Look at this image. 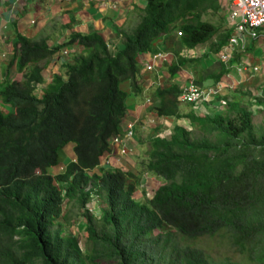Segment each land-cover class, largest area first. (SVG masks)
I'll return each mask as SVG.
<instances>
[{
    "label": "trees",
    "instance_id": "16d2710c",
    "mask_svg": "<svg viewBox=\"0 0 264 264\" xmlns=\"http://www.w3.org/2000/svg\"><path fill=\"white\" fill-rule=\"evenodd\" d=\"M217 2L147 0L137 8L134 30L119 32L123 47L116 51L95 29L73 32L56 46L18 34L14 59L22 79L0 88L2 101L13 107L0 110V264H89L76 238L64 230L70 222L66 199L84 210L94 264H212L204 250L174 241L176 234L219 236L234 254L264 264V127L255 126L253 112L242 102L229 101L226 113L213 116L184 115L179 85L156 89L161 100L156 112L188 117L203 136L176 125L171 136L152 138L139 167L162 184L145 202L134 197L140 176L132 171L87 173L100 164L128 113L121 82L130 80L134 92L141 90L140 53L152 52L159 39L176 30L187 47L207 43L220 27L202 15L218 12ZM227 39L224 32L212 50L218 52ZM68 45L79 50L62 64L65 73L45 81L43 70ZM186 62L172 64L170 74ZM37 83H46L40 96ZM70 142L76 160L54 175L59 150ZM92 179L107 205L102 230L86 207ZM62 182L69 183L65 193ZM60 217L67 223H59ZM165 225L172 229L164 232ZM219 264L240 262L227 255Z\"/></svg>",
    "mask_w": 264,
    "mask_h": 264
},
{
    "label": "crops",
    "instance_id": "0c3cea01",
    "mask_svg": "<svg viewBox=\"0 0 264 264\" xmlns=\"http://www.w3.org/2000/svg\"><path fill=\"white\" fill-rule=\"evenodd\" d=\"M114 1L118 3L117 8L111 6ZM146 3L147 0H41V2L0 0V88L4 82L11 81L12 72L15 73L16 68L18 70L17 60L14 59V49L19 33L34 40L45 38L49 45L56 46L67 41L73 32L88 33L95 29L103 35L111 49L116 51L123 47V36L119 32L129 33L125 27L131 22H136L137 26L139 20L137 8L143 7ZM217 3L220 7L218 12L223 6H228L224 28L229 32L230 38L232 30L229 27V11L233 0H218ZM41 14L45 15L46 21L35 26ZM32 20H34L33 23ZM33 29H36L34 33ZM261 33L263 35L259 38L247 39L242 47L232 50L228 61H224L220 56L228 39L218 52L212 50V47H217L216 43L223 34L221 28L213 39L195 47H187L177 38L173 41L174 35L169 33L159 39L152 52H141L142 70L139 77L142 87L140 92L133 91L130 80H125L120 85L128 93L126 102L128 113L123 118L118 133L125 136L127 125L133 121L136 125V133L139 134L125 138L126 141L121 146L126 147L127 153L123 157L131 161L135 158L134 167L141 168L139 163L142 158L138 154L146 147L145 142L149 137L150 140L156 135L164 137V133H169L168 135L171 136L176 125L193 131L196 128L199 129V125L193 123L188 117H165L156 112V106L161 101L156 95L158 87L167 88L172 84L182 87L190 82H196L205 89L207 94L203 103L198 105L179 103L180 111L184 115L213 116L217 112H225L223 103L228 108L229 101H240L253 112L254 121V113L264 108V100L253 97L255 86L252 85L253 80L258 79L256 73L264 68V27ZM64 49L69 53L64 54ZM78 49L76 45L64 46L52 60L54 63L63 64L65 61L63 58L69 59L75 54L73 51ZM159 52H164L162 58L156 60L153 70H147L145 64L152 59L153 54ZM181 60L187 62L176 74L171 75L169 67L172 64L181 65ZM47 69L49 65L42 72L45 81L52 76L51 71L47 72ZM18 73L19 71H16L13 77L16 78ZM46 73L49 74L48 78L45 77ZM221 73L223 75L218 79ZM260 84H264V76L256 86ZM227 96L231 99L224 101ZM149 100L151 104H148ZM0 109L12 112L13 107L4 103L0 96ZM118 149L117 146L115 151ZM73 157V147L60 151V158L65 162H69ZM122 169L132 171L130 167Z\"/></svg>",
    "mask_w": 264,
    "mask_h": 264
},
{
    "label": "rangeland",
    "instance_id": "374dc122",
    "mask_svg": "<svg viewBox=\"0 0 264 264\" xmlns=\"http://www.w3.org/2000/svg\"><path fill=\"white\" fill-rule=\"evenodd\" d=\"M39 2H41V0H38ZM228 6H223V8L221 9L220 12H212V11H208L205 12L202 15V19L203 20H210L212 22H214L216 25H218L222 32H227V30L224 28L226 25V13L228 11L227 9ZM50 9V8H48ZM49 11V10H48ZM137 17V15H136ZM46 21L45 15L41 14L40 16H38L37 18V23L35 26L41 25L43 22ZM136 22H131L130 25H127L125 27V30H128L130 33L134 30V28L136 27ZM183 22H181L182 25ZM36 29H33V33ZM179 30H176L174 36L172 37L173 41H175V38H177L179 40V36H178V32ZM35 37L39 38L38 35H35ZM79 50V49H78ZM77 51H73V53H76ZM205 53V52H204ZM72 57V56H71ZM70 57V58H71ZM68 59V58H67ZM66 57L63 58V60H67ZM61 60V59H60ZM58 63H54V61L51 59V61L48 63L49 65V69H47V72H49V70L51 71V74H54L53 71L57 72H61V73H65V69L62 67V63L58 64ZM61 65V67H60ZM16 71L17 68H16ZM12 72V75L14 76L16 74ZM256 74H258V79L253 80L252 85L255 86L254 89V96H256L257 98H261L264 100V84H260L259 86H256L257 83L260 81V79L264 76V68H261L260 72L258 71ZM11 77L12 80L16 79V78H21L22 79V73L19 72L15 77ZM49 74H45V77L48 78ZM231 97L227 96L224 101H228L230 100ZM224 105V110L226 113L227 112V106L225 103H223ZM254 123L255 126L257 128H262L264 127V108L262 109H258L255 113H254ZM169 133H164L165 136H169ZM194 136H203V132H201L199 129H194ZM145 150V148H144ZM143 150V151H144ZM143 151H141L139 153V155H141L143 153ZM138 154V152H137ZM136 154V156H137ZM118 159L116 160V166L117 168H132V171L134 173H136L138 176H142V177H147V179H144V183L143 185H139L134 193V197L137 200L143 201L145 202L147 198H151L154 195L155 189L158 187L159 185V181L155 178V176H151V175H146L145 173H142L140 168L134 167L135 165V161L134 159L131 161L130 159H127L125 157H117ZM103 159V157H102ZM131 161V162H130ZM104 166V161L103 164H101ZM116 170V168H115ZM64 212L67 213V215L70 216V222L67 221L60 217L58 219L59 223H67L65 224V232L68 235L74 236L77 240V245L80 247L81 251H82V256L84 257V259L89 263V264H94L90 255H89V251L91 249V242H88L87 240V234H86V220L85 218L82 216L83 213V209L79 206V204L77 202H69L68 200H66L64 202ZM97 227L99 230L103 229V226L101 224V220H97ZM172 227L169 225H165L164 226V232H167L169 230H171ZM174 237V241H176L179 245L182 246H192V247H197L200 248L202 250H204L210 257L211 263L212 264H219L227 255L233 256L235 258V260L239 261L240 264H254L253 262H251L249 260V257L247 254H234L232 249L228 246V244L226 243V241L224 239H222L219 236H202V237H198L197 239H191V238H185L184 236L180 235V234H176ZM101 264H114V262L108 263V262H102Z\"/></svg>",
    "mask_w": 264,
    "mask_h": 264
},
{
    "label": "built area",
    "instance_id": "2783aa9c",
    "mask_svg": "<svg viewBox=\"0 0 264 264\" xmlns=\"http://www.w3.org/2000/svg\"><path fill=\"white\" fill-rule=\"evenodd\" d=\"M111 6L117 8L118 3L114 1ZM229 23L232 33L220 55L224 61H228L232 50L242 47L247 39H257L263 35L261 29L264 27V0H233L229 11ZM177 33L178 36L182 35L181 30ZM67 52L65 50V53ZM163 54L164 52L153 54L152 59L145 64L146 69L153 70L156 60L162 58ZM206 94L200 84L190 82L181 87L179 98L181 102L198 105L204 102Z\"/></svg>",
    "mask_w": 264,
    "mask_h": 264
},
{
    "label": "clouds",
    "instance_id": "9594fccd",
    "mask_svg": "<svg viewBox=\"0 0 264 264\" xmlns=\"http://www.w3.org/2000/svg\"><path fill=\"white\" fill-rule=\"evenodd\" d=\"M27 1H31V0H27ZM65 50L66 49H64V51H63L64 54L69 53L68 50H67L68 52L65 53ZM45 85H46V83H43V84L42 83H37L36 84V93L39 94V96H40V93H41L40 88L45 87ZM178 100H179V103H184V102H181L180 101V98L179 97H178ZM148 104H151L150 103V100H149ZM186 104H188V103H186ZM0 110L3 111V112H5L2 109H0ZM165 117H170V116H165ZM135 127H136L135 122L131 121L127 125V130H126V135L125 136L121 135L118 132L115 133V134H113L109 138V140H108L109 148L102 155L103 159L101 157L100 164L97 167H95L94 169L87 171V173H89V175H92V174H99V175H101L104 169L109 170L111 172H118L120 170H122L124 172L130 171V170H123L122 168H117V166H116V160L118 159L117 157H123L127 153L126 147H122L121 145H123L125 143V141H126L125 138L131 137V136H135L137 134L136 133V130H135ZM138 135L139 134H137L136 136H138ZM145 144H146V147H145V150L143 151V153L141 155L138 154V156L141 157V158L146 157L148 155V152L151 150L152 139L150 140V137H149L148 140H146ZM149 144H150V147H148ZM117 146L119 147V149L115 151V149H117ZM69 147H73V155H74V157L69 162H65V160H63V159L60 158V151L61 150H64V149L66 150ZM75 160H76V156H75V152H74V143L70 142L65 147H63V148H61L59 150V165L52 167L51 168V172L54 175H56L58 173H61V172L65 171L66 166L70 162L75 161ZM103 161H104V166L101 165V164H103ZM115 168H116V170H115ZM95 169H97V171H94ZM140 170H141L142 173H145L146 175H150L147 171H143L144 168L143 169L140 168ZM134 174L137 175L136 173H134ZM155 178L159 181V185H158V187H159L162 184V181H161L160 178H158L156 176H155ZM144 179H147V177L140 176V183L138 184V186L140 184L143 185ZM95 182L96 181L92 179L89 182V184H88V186L86 188L87 190H90L91 191V193H90V199H89L86 207H87L89 213L92 214L95 219L101 220L102 217H103V215H104V208L107 205H106V203L104 201V196H103L101 190L99 189V187L95 186ZM60 186H62L64 188L63 189V193H65V189L69 186V183L68 182H62V183H60ZM158 187L155 189V191L158 189ZM154 194H155V192H154ZM66 200H68V199H66ZM91 208H93L94 210H91Z\"/></svg>",
    "mask_w": 264,
    "mask_h": 264
}]
</instances>
